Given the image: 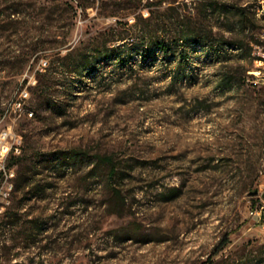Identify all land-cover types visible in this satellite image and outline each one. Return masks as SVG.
I'll return each mask as SVG.
<instances>
[{
	"label": "rangeland",
	"instance_id": "rangeland-1",
	"mask_svg": "<svg viewBox=\"0 0 264 264\" xmlns=\"http://www.w3.org/2000/svg\"><path fill=\"white\" fill-rule=\"evenodd\" d=\"M159 1L78 9L52 29L66 31L59 59L38 52L0 89V129L22 136L0 175V264L264 262V0ZM178 22L212 32L167 55L136 48L140 28L172 38ZM111 31L127 38L119 57ZM86 52L94 70H62Z\"/></svg>",
	"mask_w": 264,
	"mask_h": 264
},
{
	"label": "trees",
	"instance_id": "trees-1",
	"mask_svg": "<svg viewBox=\"0 0 264 264\" xmlns=\"http://www.w3.org/2000/svg\"><path fill=\"white\" fill-rule=\"evenodd\" d=\"M96 1H99L100 12L105 13L109 16H128V13L123 12L125 9H128L129 6L121 7L119 2L120 0H75V5L71 0H43L39 5H37L36 0H0L2 6H0V56L3 55V51L6 50L5 55H8L10 58H5L0 60L1 67H8L12 71L9 74V77H12L8 81H2L0 79V89L5 88L6 85H11L16 80L13 78L15 75H19L24 70L26 63L29 59L37 54L38 52H50L52 57H56L59 54L58 51H54V48H60L64 45L66 39V31H63L59 34L53 35V28H67L71 23L74 15H76L77 10H85L89 6L93 5ZM141 1V0H140ZM162 1V0H161ZM159 1V3L161 2ZM149 3L148 5H151ZM149 7V6H147ZM239 14L241 18H245L247 14V8H239ZM123 12V13H121ZM255 14V11L252 12ZM204 20L210 21V18L207 16L204 17ZM243 22V20H241ZM210 31V32H209ZM211 30H206L199 26H194L189 28L183 24L177 23L175 28L174 36L165 37L161 35V31L153 28L150 24L146 27L140 28L139 35L133 38L132 40L137 42L135 44L136 48L144 46H149L148 54L153 53L155 50L151 47H155L156 52H161L167 55L172 49V40L181 41L186 44L189 42L201 43L206 41V38L211 34ZM111 36L108 41L118 40L122 42V46L119 47L113 46L108 48V53L106 55L110 56L111 54L119 57L120 53L125 51L122 47L126 44V36L122 34H113L111 31ZM210 33V34H209ZM55 34V33H54ZM19 46L18 52L16 49H11V46ZM128 46V45H127ZM130 46V45H129ZM132 46V45H131ZM131 46L127 48L132 49ZM179 50V56L184 55V51ZM145 51V50H144ZM143 51V52H144ZM71 52V51H70ZM143 52L141 54H143ZM10 53V55H9ZM95 52L88 53L86 52L83 57L77 62L75 58L67 62L68 58L64 55L60 59L63 62L62 70L63 71H81L87 70L92 71L96 68L100 57L93 56ZM1 59V58H0ZM122 60L123 58L120 57ZM13 75V76H11ZM40 80L37 78L36 87H39ZM81 152H77V155H80ZM17 157L12 154L9 165L14 163L13 159ZM102 160L105 165L109 167L108 173L110 176H114L117 171V166L113 163V160L109 156H103ZM228 234H225L218 244V248L213 255H217L220 250H222L229 243ZM264 264V262H262Z\"/></svg>",
	"mask_w": 264,
	"mask_h": 264
},
{
	"label": "built area",
	"instance_id": "built-area-1",
	"mask_svg": "<svg viewBox=\"0 0 264 264\" xmlns=\"http://www.w3.org/2000/svg\"><path fill=\"white\" fill-rule=\"evenodd\" d=\"M21 94L27 95L26 92H21ZM10 105L14 110L22 109V103L18 99L12 100ZM6 112L5 110L3 116H5ZM28 114L32 115L29 112ZM21 143L22 136L15 133L10 127L0 129V175L5 176V178L14 175L13 170L6 167V159L10 153H18L20 151Z\"/></svg>",
	"mask_w": 264,
	"mask_h": 264
},
{
	"label": "water",
	"instance_id": "water-1",
	"mask_svg": "<svg viewBox=\"0 0 264 264\" xmlns=\"http://www.w3.org/2000/svg\"><path fill=\"white\" fill-rule=\"evenodd\" d=\"M249 194H251V195H255V194H257V190H253V191L249 192ZM263 196H264V195H263Z\"/></svg>",
	"mask_w": 264,
	"mask_h": 264
}]
</instances>
